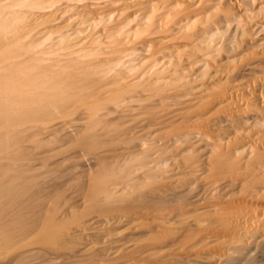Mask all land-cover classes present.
Wrapping results in <instances>:
<instances>
[{
    "label": "bare ground",
    "instance_id": "obj_1",
    "mask_svg": "<svg viewBox=\"0 0 264 264\" xmlns=\"http://www.w3.org/2000/svg\"><path fill=\"white\" fill-rule=\"evenodd\" d=\"M0 264H264V0H0Z\"/></svg>",
    "mask_w": 264,
    "mask_h": 264
}]
</instances>
